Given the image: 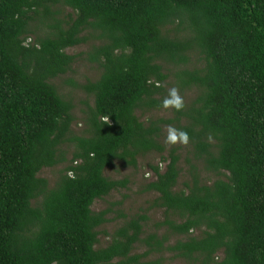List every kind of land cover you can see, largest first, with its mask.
<instances>
[{
    "label": "trees",
    "instance_id": "1",
    "mask_svg": "<svg viewBox=\"0 0 264 264\" xmlns=\"http://www.w3.org/2000/svg\"><path fill=\"white\" fill-rule=\"evenodd\" d=\"M78 61L95 76L62 78ZM63 85L85 94L78 110ZM173 86L180 112L161 108ZM160 111L170 116H151ZM168 125L187 146L165 147ZM151 153L166 165L149 166L148 208L92 209L129 190L106 170ZM148 212L160 215L152 225ZM164 254L264 264V0H0V264H164Z\"/></svg>",
    "mask_w": 264,
    "mask_h": 264
},
{
    "label": "rangeland",
    "instance_id": "2",
    "mask_svg": "<svg viewBox=\"0 0 264 264\" xmlns=\"http://www.w3.org/2000/svg\"><path fill=\"white\" fill-rule=\"evenodd\" d=\"M89 43V42H87ZM88 45H81L74 49L68 51L69 54L77 55L78 53L84 52L87 49ZM95 76L93 69L86 63H81V61L76 62L72 66V72L68 73L66 76L62 78H71L76 82V84L85 83L86 80L92 79L91 77ZM56 84H59V81H56ZM62 90L64 93H67L71 100L77 105V110L80 108L79 103L85 99V94L82 91H78L77 88L72 87L71 85H63ZM75 115L79 118V111L75 112ZM151 116L155 117H165L168 118L170 115L166 112H157ZM73 126L74 132H81L84 128L83 123L79 121H75ZM166 129L164 128L163 133V142L166 137ZM164 145V144H163ZM179 145V144H178ZM167 149L168 147L165 146ZM182 155L184 151H181ZM166 153H164V157ZM185 157V156H184ZM70 158V155L68 156ZM160 155L157 153H151L146 157H143L138 160L137 166L135 168H127L120 169L118 165L115 166L114 170H106L105 175L112 179H121L122 177H128L129 181V190H122L120 193H113L109 197L104 198V200L96 201L92 207L94 211H100L110 206V203L120 202L119 206H115L113 210L121 209L128 216H135L136 214L142 213L143 210L149 207L150 200L152 195L144 193L145 185L153 180L152 173L150 171V165L159 164L160 168L163 170L166 163L160 162ZM183 163V162H182ZM185 167V166H184ZM54 171L52 170H43L40 173V177H44L48 179L52 183ZM125 196V197H124ZM159 213V212H157ZM147 215L150 217L149 225H152L154 221L159 218V214H153L152 212H148ZM115 217V214L110 215V218ZM121 220H113L109 224L105 225L102 230L106 231L108 234L113 231V229L120 224ZM148 229V228H146ZM100 244L101 246L105 245L108 241L105 235H100ZM166 258V262L164 264H185L181 261H171L169 260V256L164 254Z\"/></svg>",
    "mask_w": 264,
    "mask_h": 264
},
{
    "label": "clouds",
    "instance_id": "3",
    "mask_svg": "<svg viewBox=\"0 0 264 264\" xmlns=\"http://www.w3.org/2000/svg\"><path fill=\"white\" fill-rule=\"evenodd\" d=\"M184 98L180 95L179 89L175 86L168 90L167 96L161 104V108L165 111L174 110L180 112L184 109ZM105 123L109 122L108 117H102ZM165 145L170 149L176 145L187 146L189 143V135L186 131L177 129L172 125H168L166 129ZM69 177L74 178L72 173H68Z\"/></svg>",
    "mask_w": 264,
    "mask_h": 264
}]
</instances>
